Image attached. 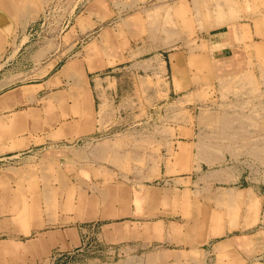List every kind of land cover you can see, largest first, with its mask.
<instances>
[{
    "label": "crops",
    "instance_id": "crops-1",
    "mask_svg": "<svg viewBox=\"0 0 264 264\" xmlns=\"http://www.w3.org/2000/svg\"><path fill=\"white\" fill-rule=\"evenodd\" d=\"M204 1L198 0L199 3ZM44 2L0 0V56L12 46L20 33L36 25ZM120 3L123 6L133 3L148 5L149 9L145 13L126 12L125 18L116 26L101 28L114 18L113 6ZM193 3L195 0H92L78 17L75 31L64 37L67 42L73 40L77 31H95L97 37L85 46L84 57L62 61L57 55L45 63L41 71L44 70V73L38 80L0 93L1 159L25 154L46 144L92 138L109 130L108 127L115 125L119 112L113 104L117 97L116 74L137 66L149 67V64L157 62L162 74L155 82V100L161 104L155 109L156 138L152 143L161 148L163 154L158 153L161 162L157 171L150 177L147 175L151 179L140 183L142 210L155 212L156 242L175 245V264H196V255L200 256L194 251L196 225L190 222V214L185 215V211L195 208L190 197L196 182L195 173L191 172L196 147L195 140L191 141L195 122L190 117L197 104V95L204 93L206 96L215 92L220 82H225L221 90L229 98L234 97L236 92L240 95L252 94L258 88L264 89V76L260 74L263 62L256 58L264 48V12L261 15L260 0H238L242 5L240 22L223 30H210L211 15L205 12V8L199 7L206 38L197 42L187 39V43L183 41L186 45L176 48L181 39L179 30L185 25L188 24L187 30L195 35V8L190 6ZM155 12L160 19H169L174 29H158L157 23L154 29L152 14ZM64 46L65 52L74 48L66 43ZM104 85H108L105 90L109 89L106 99L109 109L101 113L104 105L99 100L105 95L101 89ZM144 94L147 90L141 88V102L144 101ZM206 98L208 100L209 95ZM147 100L145 98L146 103ZM175 111L186 112L189 118L175 122ZM176 148L183 151L175 152ZM31 168V165L24 164L22 170L8 171L0 179V235L9 233L21 239L35 232L42 235L48 233V220L52 216L50 180L53 176ZM93 172L98 173L99 169L91 168L90 173ZM59 175L62 182L69 176L67 171H60ZM107 176L110 178L112 175L108 173ZM203 179L208 188H212L218 180L226 187H233L228 193V200L243 203L238 213L243 216L241 222L244 227L252 225L250 213L258 209V200L263 198L261 189L258 191L256 185H248L247 188L238 185L247 178L230 168L211 172ZM151 180L161 186L151 185ZM109 189L107 203L110 199L116 200L115 196L110 197L112 189ZM119 200L125 210L135 211L134 199L130 203V199L128 202L127 197L122 195ZM175 211L182 213L181 219L168 220V214H175ZM72 214L73 220L69 215L68 225H73L71 221L74 220L78 222V216ZM211 221L208 234H224L223 238L219 237L207 251L202 252L205 259L210 256L207 259L211 264H264V237L255 238L251 234L228 236L232 221L226 219L221 225H215L214 218ZM58 237L67 250L80 244L79 232L73 226L59 233ZM36 241L51 243L47 235Z\"/></svg>",
    "mask_w": 264,
    "mask_h": 264
},
{
    "label": "rangeland",
    "instance_id": "rangeland-1",
    "mask_svg": "<svg viewBox=\"0 0 264 264\" xmlns=\"http://www.w3.org/2000/svg\"><path fill=\"white\" fill-rule=\"evenodd\" d=\"M91 1L81 3V0H54L51 3L45 0L36 25L20 33L12 46L0 56V93L38 80L44 73V70L41 71L45 63L57 55L62 61L71 57H84V48L95 41L96 32L77 31L73 42H66L64 37L75 31L78 17L85 12ZM133 4L123 6L120 3L113 6L114 18L101 28L116 26L125 18L126 12L129 14L133 10L145 13L149 9L148 5ZM190 6L195 8V35L185 25V28L179 30L181 39L176 48L185 44L183 41L187 43V39L197 42L206 38L207 32L202 31L203 20L200 19L199 7L205 8V12L211 15L210 30H223L228 25L234 26L240 22L242 5L238 0H206L203 3L195 0ZM48 8L51 13L44 16ZM260 8L262 15L264 1L260 0ZM147 15H153L154 29L156 23L158 29H174L169 19L158 17V12ZM65 43L74 48L65 52ZM256 58L263 62L260 65L263 77L264 48ZM149 65L116 74L117 97L115 99L113 96V104L119 112L115 125L112 123L114 126L111 128L107 126L109 130L92 138L72 143L46 144L25 154L0 159V179L8 171L22 170L24 164L31 165L34 171H45L53 176L50 180L52 216L48 220L46 234L51 243L36 241L46 236L38 232L21 239L9 233L0 235V264H175V245L156 242L155 212L142 210L140 183L151 179L149 177L157 171L158 163L161 162L160 155L163 154L162 149L152 143L156 138L155 109L161 104L155 100V82L161 76L162 69L157 62ZM218 84L215 92L207 93L206 96L204 93L197 95V104L190 117L195 122L191 141L195 140L196 147L191 172L195 173L196 182L190 193L195 208L194 212L185 211V215L190 214V222L196 225L194 251L200 253V256L196 255V264H211L207 259L210 256L205 259L202 252L224 236L208 234L213 218L216 219V225L225 223L226 219L232 221V230L228 236L251 234L255 238L264 237V89L258 88L252 94L240 95L236 92L234 97L229 98L221 90L225 82ZM106 87L108 85L101 88L105 92L103 99L99 100L104 105L101 113L109 109L106 101L109 89L105 90ZM141 88L147 90L142 102ZM145 98L148 99L147 103ZM187 118L186 112L182 114L181 111H175V122ZM177 150L183 151L176 148L175 152ZM91 168L99 169V172L92 174ZM225 168L236 170L243 178H247L238 185L244 188L256 185L258 191L261 189L263 198L258 200V209L250 213L252 225L248 227H244L241 222L243 216L238 214L243 203L228 200V193L233 187H226L219 180L212 188L204 184L205 175ZM60 171L69 174L64 182L59 180ZM108 173L112 175L110 178ZM149 182L161 186L153 180ZM109 188L112 189L110 197L115 196L116 200L110 199V203H107ZM122 195L127 197L128 202L130 199V203L134 199L135 211L124 209L119 200ZM72 213L78 216V222L74 220L71 221L73 225H68L69 215L70 220H73ZM178 213L175 211V214H168V220L181 219L182 213ZM70 226L77 228L80 244L67 250L58 240V234Z\"/></svg>",
    "mask_w": 264,
    "mask_h": 264
},
{
    "label": "built area",
    "instance_id": "built-area-1",
    "mask_svg": "<svg viewBox=\"0 0 264 264\" xmlns=\"http://www.w3.org/2000/svg\"><path fill=\"white\" fill-rule=\"evenodd\" d=\"M54 0H50V2L52 3ZM89 2V1H91V0H81V3H83V2ZM46 13H47V16L51 13V9L50 8H48V10L46 11H44V13L43 14H45L44 16H46Z\"/></svg>",
    "mask_w": 264,
    "mask_h": 264
},
{
    "label": "bare ground",
    "instance_id": "bare-ground-1",
    "mask_svg": "<svg viewBox=\"0 0 264 264\" xmlns=\"http://www.w3.org/2000/svg\"><path fill=\"white\" fill-rule=\"evenodd\" d=\"M188 25V24H187ZM21 209V208H20ZM18 211V210H17ZM9 213V212H8ZM12 213V212H11ZM216 225V224H215ZM214 229V228H213ZM216 230V229H215ZM215 232V231H214ZM215 234V233H214Z\"/></svg>",
    "mask_w": 264,
    "mask_h": 264
}]
</instances>
